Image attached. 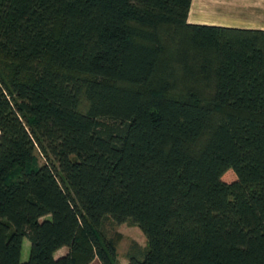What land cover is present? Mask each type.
<instances>
[{"label":"trees","instance_id":"1","mask_svg":"<svg viewBox=\"0 0 264 264\" xmlns=\"http://www.w3.org/2000/svg\"><path fill=\"white\" fill-rule=\"evenodd\" d=\"M191 4L0 0V264H264V30Z\"/></svg>","mask_w":264,"mask_h":264},{"label":"crops","instance_id":"2","mask_svg":"<svg viewBox=\"0 0 264 264\" xmlns=\"http://www.w3.org/2000/svg\"><path fill=\"white\" fill-rule=\"evenodd\" d=\"M190 23L264 30V0H192ZM67 252L60 248L55 257ZM128 259L124 262L127 264ZM90 264H102L94 259Z\"/></svg>","mask_w":264,"mask_h":264},{"label":"rangeland","instance_id":"3","mask_svg":"<svg viewBox=\"0 0 264 264\" xmlns=\"http://www.w3.org/2000/svg\"><path fill=\"white\" fill-rule=\"evenodd\" d=\"M228 179H231L232 174H228ZM104 230L109 236H114L116 233L121 234V240L118 247V264H124L128 259L127 253L133 241L139 242L142 246L147 245L146 236L143 231L135 225L129 223L116 224L111 219L106 220ZM30 242L25 237L22 242L21 261H26L29 256Z\"/></svg>","mask_w":264,"mask_h":264}]
</instances>
